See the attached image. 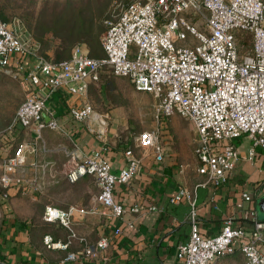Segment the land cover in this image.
<instances>
[{"label":"built area","instance_id":"2783aa9c","mask_svg":"<svg viewBox=\"0 0 264 264\" xmlns=\"http://www.w3.org/2000/svg\"><path fill=\"white\" fill-rule=\"evenodd\" d=\"M198 15L205 20L204 30L195 23ZM106 22L101 38L103 55H91L86 43L78 42L68 57L54 59L40 52L30 32L24 37L21 28L0 15V67L19 71L23 65L17 69L15 59L34 57L32 65L22 70L27 92L11 123V127L24 126L29 136L12 154L3 156L0 183L5 187L4 196H8L14 174L27 165L29 153L37 155L49 150L44 128L61 127L56 117H45L48 102L57 91L82 99L81 104L71 105L72 114L79 120L94 114L99 136L106 143V120L88 97L91 84L98 83L106 68L128 77L136 89L157 96L158 115L180 114L193 122L197 171L207 175V182L219 186L230 177L240 158L236 138H251L249 159L256 157L258 147L264 148V0H132ZM190 34L198 41L188 43ZM160 134L161 127L156 126L142 131L136 140L161 160L165 148ZM104 148L106 145L79 156L67 176L74 182L83 175H94L100 188L97 198L104 205L102 212L121 217L126 207L115 199L116 184L128 183L139 174L142 158L131 147L126 148L128 162L115 172ZM32 164L38 166L39 162L34 160ZM170 199L173 203L186 199L190 205V237L177 244V264H218L222 257L236 251L244 255L242 264H264V220L256 207L246 208L245 201L252 199L248 191L242 193L236 207L244 211L249 225L237 222L232 215L215 235H206L199 227L194 189L183 186ZM156 208L155 204H135L131 210L142 213ZM76 209L97 210L48 203L44 218L72 230ZM128 224L135 225L133 221ZM120 231L121 227H117L116 233ZM72 234L76 235L74 231ZM44 241L48 247L68 246V242L56 240L51 233L44 236ZM108 245V237H102L89 243L85 252L92 254L98 247ZM75 256L70 252L67 258Z\"/></svg>","mask_w":264,"mask_h":264},{"label":"crops","instance_id":"0c3cea01","mask_svg":"<svg viewBox=\"0 0 264 264\" xmlns=\"http://www.w3.org/2000/svg\"><path fill=\"white\" fill-rule=\"evenodd\" d=\"M14 61L19 65L17 69L23 65L24 71L32 65L34 57L28 55L22 61ZM74 103L81 104L82 99L62 90L49 100L45 117H56L61 127L44 128L43 137L49 150L37 155L29 153L25 168L14 174V181L8 188V217L0 226V264H177V244L190 237V205L186 199L173 203L170 198L183 186L197 192L198 224L204 234H217L225 219L232 215L237 222L249 225L244 211L236 204L242 199V193L248 191L252 199L245 201L246 208H257V200L264 194V148L258 147L256 157L249 159L247 154L252 140L248 135L235 139L240 158L225 183L217 186L207 182V175L198 172V181L190 185L181 174L182 169L166 152L163 159H157L151 148L138 143L126 144L122 135L116 138L114 128L106 131L105 143L97 131L96 116L76 119L71 112ZM97 112L105 117V113ZM116 139H119L117 145ZM104 145L115 172L128 162L126 148L131 147L142 158L141 172L128 183L116 184L115 199L126 207L121 217L102 212L104 205L98 201L100 188L94 175H83L74 182L67 176L80 160L79 156ZM12 146L14 141L7 142L0 152L8 155L7 150ZM34 160L39 162L38 166L32 164ZM48 203L62 208L74 205L97 210L81 212L76 209L71 230L59 221L45 220ZM135 204H155L157 208L136 213L131 210ZM129 221L135 225L129 226ZM117 227H121L118 233ZM47 233L56 240L68 242V246L48 247L44 241ZM102 237H108L109 245L86 254V246ZM70 252H75L76 256L67 258ZM243 260L244 255L236 251L222 257L218 264H242Z\"/></svg>","mask_w":264,"mask_h":264},{"label":"rangeland","instance_id":"374dc122","mask_svg":"<svg viewBox=\"0 0 264 264\" xmlns=\"http://www.w3.org/2000/svg\"><path fill=\"white\" fill-rule=\"evenodd\" d=\"M130 1L132 0H0V15L3 17L4 14L7 20L18 17L33 32L42 33L45 31L43 24L53 20L61 11L66 15L81 13L87 19H93L92 33H99V39L94 38V43L97 51L103 54L101 38L106 29V19L120 13ZM190 12L196 15L192 10ZM195 20L196 25L204 30L203 17L195 16ZM21 30L24 37L29 36L26 28ZM63 35L67 36L66 33ZM197 41L192 34L187 40L188 43ZM61 48L57 43L51 42L44 51L48 50L51 57L56 58L59 57L56 52ZM23 80L22 70L7 71L0 67V148L7 142L14 141L11 148L13 150L26 137L27 130L24 126L16 124L11 127L16 110L26 96L27 88ZM88 97L97 111L105 113V127L108 128L106 131L114 128L117 132L116 138L122 135L126 144H136V137L142 131L160 126V141L169 158L182 169L181 174L188 184L193 185L198 181L200 174L197 171L198 159L195 154L196 132L191 120L180 114L169 117L158 115L160 100L157 96L136 89L128 77L116 75L108 68L102 71L98 83L90 87ZM118 143L119 139H116L115 144ZM11 150H7L6 154H11ZM3 153L0 152V174L5 155ZM4 192L5 187L0 183V226L8 217L6 209L9 207V197L4 196Z\"/></svg>","mask_w":264,"mask_h":264},{"label":"trees","instance_id":"16d2710c","mask_svg":"<svg viewBox=\"0 0 264 264\" xmlns=\"http://www.w3.org/2000/svg\"><path fill=\"white\" fill-rule=\"evenodd\" d=\"M2 15L3 18L6 19V16L4 14ZM10 20L17 28H26V30L30 32L38 42L40 52L48 57H51L49 53L51 49L49 47V51L47 50V52L44 51V48H46V46L51 42H55L57 43L58 47H62L61 49H59L60 51L56 52L57 56L59 57H51L54 59H62L68 57L72 51L73 46L78 42L86 43L91 55L101 56L104 54H100L99 50L97 51L94 43V38L99 39V33H97L96 35H93L92 33L94 26L93 19H87L86 17L81 15V13H79V15H66L61 11L59 14L55 15L53 20L51 19L48 23L43 24L42 27L45 29V31H42V33H38V31L33 32L18 17ZM76 30H78L79 32H76ZM63 33H66L67 36H64ZM244 38L245 40H247L248 34H245ZM66 50H68V52H65Z\"/></svg>","mask_w":264,"mask_h":264},{"label":"water","instance_id":"95a60500","mask_svg":"<svg viewBox=\"0 0 264 264\" xmlns=\"http://www.w3.org/2000/svg\"><path fill=\"white\" fill-rule=\"evenodd\" d=\"M46 116V115H45ZM47 119H49L47 117ZM257 208H258V211H259V216L261 219L264 218V195L261 196L258 200H257Z\"/></svg>","mask_w":264,"mask_h":264},{"label":"flooded vegetation","instance_id":"af4514ba","mask_svg":"<svg viewBox=\"0 0 264 264\" xmlns=\"http://www.w3.org/2000/svg\"><path fill=\"white\" fill-rule=\"evenodd\" d=\"M263 195H264V194H263ZM263 195H262V196H263ZM263 220H264V218H263Z\"/></svg>","mask_w":264,"mask_h":264}]
</instances>
